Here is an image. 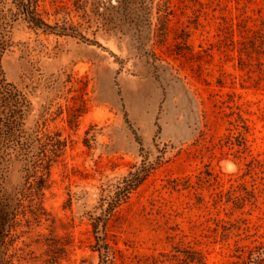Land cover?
I'll use <instances>...</instances> for the list:
<instances>
[{"label":"rangeland","instance_id":"1","mask_svg":"<svg viewBox=\"0 0 264 264\" xmlns=\"http://www.w3.org/2000/svg\"><path fill=\"white\" fill-rule=\"evenodd\" d=\"M160 1L156 37L155 6L103 24L38 0L29 21L8 0L4 76L31 102L27 127L67 139L40 205L24 202L0 240L8 264H264V0ZM143 166L98 221L99 200ZM20 181L13 167L6 184Z\"/></svg>","mask_w":264,"mask_h":264},{"label":"trees","instance_id":"2","mask_svg":"<svg viewBox=\"0 0 264 264\" xmlns=\"http://www.w3.org/2000/svg\"><path fill=\"white\" fill-rule=\"evenodd\" d=\"M38 0H19V14L29 21H37L36 7ZM113 2V3H112ZM164 2V1H163ZM160 0H72V7L86 22H90L93 13L103 24L110 22L116 12L122 11L128 4L139 3L142 12L136 15L147 17L155 6L159 26L155 28L156 37L163 36L169 15L167 8ZM8 0H0V240L4 241L15 224L18 213L27 202V206L40 205L37 199L43 195L50 183V172L57 159L65 152L67 139L61 132L47 129L30 130L26 125L31 111V102L23 91L6 80L1 66V56L10 46V28L15 17ZM12 3V2H11ZM150 5V6H149ZM88 6L90 7L88 10ZM150 7V8H149ZM75 28V26H70ZM16 167L21 175L20 183L13 188L6 184L8 172ZM150 167H141L135 172L118 179L114 189H109L102 197L99 205L101 210L98 221L103 223L111 212L124 202L129 194L142 182L149 173ZM106 205V206H105ZM105 206V207H104ZM97 223H93L97 229ZM97 231V230H96ZM257 261L264 260V244L255 252ZM0 264H8L1 257Z\"/></svg>","mask_w":264,"mask_h":264},{"label":"water","instance_id":"3","mask_svg":"<svg viewBox=\"0 0 264 264\" xmlns=\"http://www.w3.org/2000/svg\"><path fill=\"white\" fill-rule=\"evenodd\" d=\"M45 28L47 29H50V30H53V31H59V32H64V33H69V34H73V35H76V36H79L81 38H83L85 41H88L87 38L83 37L80 32L76 31V30H73L71 28H57L55 26H49L47 24H42Z\"/></svg>","mask_w":264,"mask_h":264}]
</instances>
